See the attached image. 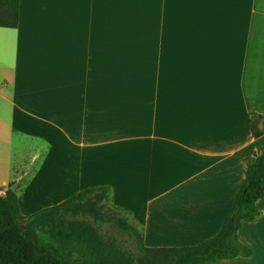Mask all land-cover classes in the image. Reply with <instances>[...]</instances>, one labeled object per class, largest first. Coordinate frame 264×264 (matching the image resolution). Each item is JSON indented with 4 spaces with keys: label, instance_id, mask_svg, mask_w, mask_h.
Segmentation results:
<instances>
[{
    "label": "crops",
    "instance_id": "0c3cea01",
    "mask_svg": "<svg viewBox=\"0 0 264 264\" xmlns=\"http://www.w3.org/2000/svg\"><path fill=\"white\" fill-rule=\"evenodd\" d=\"M252 114L264 115V0H19L17 27H0V159L15 135L37 144L3 169L0 194L11 183L20 208L26 193L42 195L38 211L108 186L146 246L195 245L264 155ZM256 205L238 230L253 255L206 264H264V239L241 235L264 223Z\"/></svg>",
    "mask_w": 264,
    "mask_h": 264
},
{
    "label": "trees",
    "instance_id": "16d2710c",
    "mask_svg": "<svg viewBox=\"0 0 264 264\" xmlns=\"http://www.w3.org/2000/svg\"><path fill=\"white\" fill-rule=\"evenodd\" d=\"M18 13L19 0H0V27H17ZM249 125L252 137H261L264 115L252 114ZM11 186L0 194V264H206L253 255L238 230L261 215L256 202L264 198V155L246 167L217 232L192 246H146L140 226L111 202L108 186L79 191L28 217Z\"/></svg>",
    "mask_w": 264,
    "mask_h": 264
},
{
    "label": "rangeland",
    "instance_id": "374dc122",
    "mask_svg": "<svg viewBox=\"0 0 264 264\" xmlns=\"http://www.w3.org/2000/svg\"><path fill=\"white\" fill-rule=\"evenodd\" d=\"M259 125H260L259 127H261V124ZM8 144H9L8 154H9V157H11V159L9 160V162L3 161L0 159V182L3 177V169L6 165L9 164L10 166V165L17 164V163L21 166L25 165L28 162V157L37 148L36 143H33L31 141H26L25 139L18 137L16 135L12 139H9ZM2 145L3 143H0V146ZM0 150H3V149H0ZM35 163L31 166V168H29V172L32 174L33 173L35 174L34 168L39 162L37 161V163L36 164ZM44 170H45V166H42L40 168V171L38 172L37 178L43 177ZM57 171H58V165H57ZM31 175L29 174L28 177H30ZM1 187L2 186L0 183V188ZM20 200H21L20 202H21L22 208L19 207V212L24 217H28L37 212V211H31L33 207L42 206L43 204H46V201L42 199V195L40 194L26 193L25 196L21 198ZM246 225L247 224H244L243 226V230L241 232L242 237L248 240V242H250L251 244L252 242H254L255 244L260 243L261 242L260 239H264V223L261 222V226H258V227L256 226L254 228H253V225L249 227ZM124 246L130 249L132 247L130 242L127 243L126 241L124 242Z\"/></svg>",
    "mask_w": 264,
    "mask_h": 264
}]
</instances>
